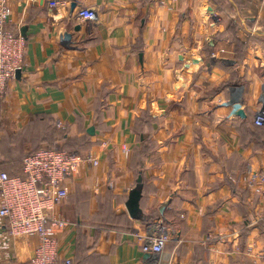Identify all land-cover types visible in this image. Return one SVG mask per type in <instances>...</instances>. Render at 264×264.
I'll return each mask as SVG.
<instances>
[{"label":"crops","instance_id":"obj_1","mask_svg":"<svg viewBox=\"0 0 264 264\" xmlns=\"http://www.w3.org/2000/svg\"><path fill=\"white\" fill-rule=\"evenodd\" d=\"M53 1L11 3L26 46L0 107V166L18 174L26 153L68 139L99 160L69 180L57 264H252L264 208L244 180L249 164L264 170V0ZM160 220L171 239L145 259L140 237ZM37 244L0 222V264H27Z\"/></svg>","mask_w":264,"mask_h":264},{"label":"built area","instance_id":"obj_2","mask_svg":"<svg viewBox=\"0 0 264 264\" xmlns=\"http://www.w3.org/2000/svg\"><path fill=\"white\" fill-rule=\"evenodd\" d=\"M11 3L12 0H0V107L10 81L23 67L25 58V37L21 32L15 33L8 28ZM58 3L57 0L51 2V7ZM160 4H165V0H160ZM78 17L93 24L99 20L96 8H81ZM254 124L264 127V103L255 113ZM123 150L128 152L127 147ZM82 164L98 166L99 160L91 154L83 157L68 151L42 148L24 158V176H10L0 170V222L11 238H38L35 253L27 264H57L59 261L58 236L68 222L57 210L68 200L69 180ZM244 181L246 189L258 198L264 208V170L249 164ZM170 239L169 228L160 220L149 225L145 235L140 237L141 250L144 254L160 255ZM243 253L252 260V264H264V246L250 244ZM65 264L74 263L68 259Z\"/></svg>","mask_w":264,"mask_h":264},{"label":"water","instance_id":"obj_3","mask_svg":"<svg viewBox=\"0 0 264 264\" xmlns=\"http://www.w3.org/2000/svg\"><path fill=\"white\" fill-rule=\"evenodd\" d=\"M80 29H81L80 26L76 27L77 31H79ZM22 35L24 37H26L24 31H22ZM71 38H72V36L70 34H67L65 40L69 41V40H71ZM20 77H21V69L17 70V72H16V78L19 79ZM235 94L238 97H240L238 91H236ZM236 108H240V105L236 104ZM89 133L93 134L94 133V128L89 130ZM142 191H143L142 178L139 177L138 184H137L136 188H134L130 192L129 199H128L127 203H126V207H127L128 212H129V215L133 219H141V217H142V213H143L142 209H141V199H142V195H143ZM150 257H151V254H145L144 255L145 259H149Z\"/></svg>","mask_w":264,"mask_h":264},{"label":"trees","instance_id":"obj_4","mask_svg":"<svg viewBox=\"0 0 264 264\" xmlns=\"http://www.w3.org/2000/svg\"><path fill=\"white\" fill-rule=\"evenodd\" d=\"M85 145H87L85 140L68 139L67 142L65 143V145H61V144H57V143H50L47 146H43V147L34 149L29 153L36 152L42 148H50V149H57V150H61V151H68L70 153L77 154V155H82L81 148H85ZM29 153H26L21 160V164H22L21 172L18 174H9L10 176H24L23 160ZM0 170L3 171L1 169V166H0Z\"/></svg>","mask_w":264,"mask_h":264}]
</instances>
